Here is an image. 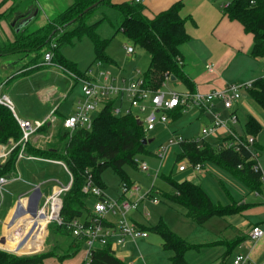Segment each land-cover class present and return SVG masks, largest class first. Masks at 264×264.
<instances>
[{
    "label": "trees",
    "instance_id": "1",
    "mask_svg": "<svg viewBox=\"0 0 264 264\" xmlns=\"http://www.w3.org/2000/svg\"><path fill=\"white\" fill-rule=\"evenodd\" d=\"M88 10L85 8L94 4ZM106 5L115 8L119 12L120 22L116 31H121L134 45L144 49L149 55L146 70L143 72L144 86L156 89L161 85L165 75L169 74L178 78L188 90L194 91V84L183 70L180 45L190 39L186 30V18L182 17L180 10L183 0H177L166 9L159 11L152 17L144 13V5L135 0H71L63 10L50 17L42 26L29 31L28 25H24L15 32L14 39L0 43V56L14 53L32 52L38 60L44 51L51 47L52 62L61 66L62 70L71 71L77 76L84 77L76 64L65 59L58 51L60 43H71L73 39H81L87 36L93 44L94 61L102 64H114L113 58L106 53L108 39L101 38L96 31L98 21L88 23L87 18L93 10ZM222 12L230 20L238 21L245 32L252 35V45L249 54L253 58L264 57V0H229L222 8ZM115 31V32H116ZM21 74H16L17 77ZM69 76V75H68ZM12 79V78H11ZM74 83L76 79L72 78ZM248 96L264 111V75L251 81L246 88ZM113 100H109L97 112L92 120L91 127L77 128L71 134L67 131L61 134L60 146L36 147L25 142L24 150L34 156L61 160L71 174L69 189L62 194V207L60 215L65 222L79 218L85 214L88 219V208L84 205V198L88 196L82 192L87 174L89 173L95 185L105 189L100 174L110 168L120 178V181L130 183L125 173L126 166H134L136 155L145 156L153 153L148 149V143L143 144L142 139L147 138L142 125L132 114L116 116L111 109ZM182 113L178 108L172 110L169 115L171 121L176 120ZM42 125L39 129L44 128ZM259 121L249 115L245 121V131L255 134L260 130ZM22 131L12 110L0 104V143H5L12 138L16 144L11 149L8 157L0 165V178L9 175L15 170L18 152L22 146ZM227 136L205 140L188 139L179 143V153L176 160L187 159L191 162H211L221 169L226 170L237 177L250 190L261 191L259 172L250 168V162H244L248 152L242 149L240 153L223 147ZM242 163V167L237 165ZM170 191L165 193L167 199L184 208L185 215L197 224H202L212 215H226L237 212L239 206L234 204H214L205 190L196 183L188 180L178 181L162 175ZM165 197V196H164ZM157 233L164 248L173 251L170 257L171 264H184V253L192 245L171 231L164 223L159 221L151 227ZM55 235H65L69 241L66 244V252L54 256L55 253L37 252L28 255H17L14 252L0 249V264H37L47 257H56L63 260L75 255L84 247L83 239L74 237L65 225L53 223L49 225ZM79 264H126L115 256L111 243L96 245L92 249L90 261L83 259Z\"/></svg>",
    "mask_w": 264,
    "mask_h": 264
},
{
    "label": "rangeland",
    "instance_id": "2",
    "mask_svg": "<svg viewBox=\"0 0 264 264\" xmlns=\"http://www.w3.org/2000/svg\"><path fill=\"white\" fill-rule=\"evenodd\" d=\"M208 1L214 2V5L219 7L229 0ZM8 4H10V6L6 10H4L5 6L0 8V43L9 41L10 38H12V33L14 31L16 32V29L20 28L21 26L20 21L19 23L17 22V26L16 23L14 26H11L15 21V11L22 10V12L24 11L26 14H28L30 19L28 30L31 31L38 28L39 26L44 25L49 20H47V16L52 17L59 11L63 10L67 6V0H8L7 5ZM35 10L37 11V13L35 12ZM95 21H98L96 27L97 33L100 35L101 38L108 39L106 53L109 54L112 58H114L118 65H104L103 67L109 69L111 72L118 75L125 74L132 67H135L140 71L144 72L148 65L149 55L144 49L131 43L121 31H116L120 22L119 12L113 7L100 5L96 7L90 14V16L87 18L88 23H93ZM187 27L191 29V26L189 24ZM194 42L196 43V41ZM126 45H131L133 47V54H129L126 52ZM58 51L61 56H63L65 59L74 62L81 72L85 71L88 66H90V68H92L93 70L96 69V61H94L93 44L87 36H83L79 40L73 39L71 43H60L58 46ZM23 53L29 54L28 56L31 57L35 55L32 52H22L18 54ZM247 60L248 61H241L235 59L234 61H232L224 70L223 78L229 81H236L237 78L247 77V75L251 76L253 74L252 79H255L256 77L261 75L262 69L264 67V57L256 59L252 58ZM197 65H199L198 62ZM7 71L8 58L2 56L0 57V78L4 77ZM47 74L49 80L53 81L59 86V92L66 93L68 91L71 85V79L69 77H66L67 75L59 76L54 72ZM164 80L165 84L163 88L166 90L180 92L185 91L187 89L186 86L178 78L173 80L166 78ZM245 90L246 89H241L240 98L234 102V104L237 103L236 123L232 124L228 121L230 116V110L218 106V111H216L219 112V118L227 123V127L241 135L247 134V132L245 131V121L248 115L257 116L261 123V127L260 130L255 134V138L256 140H258L262 136V142L264 144V111L248 96ZM5 91L6 90L4 88L2 92ZM79 91V84L76 83L72 87L71 92L67 94V97L65 99H62L61 102L59 100L55 101V104L59 102L58 111H60L62 114H67L69 111H71L72 108L70 106L72 99L79 93ZM245 102L248 105H246ZM20 105L21 106L15 104V110L16 113L21 117L23 116L22 107H25V109H28V111H30V107H27L28 104L23 105L22 103H20ZM42 105L44 107L43 111H47L51 107V104ZM199 112L200 111L195 108L186 110L182 112L180 117H178L176 120L169 122L168 125L159 123L155 126L153 130L148 131L146 136L148 139H151V142L148 143V149L150 150V152L154 153L160 145H167V140L169 139V137H171V132L173 129H176V132L181 134L184 138L189 139L193 137H203L201 135V128L210 124L212 115L208 111H202V114ZM43 113L44 112H39V114L35 116V113L32 112L30 117H38L41 120L44 116ZM141 115H143V113H141ZM55 121L54 123L52 122V124L48 128L44 127L43 130H38V135L36 137L33 136L34 140L31 139V141L27 142L31 145L40 148L47 146H60L62 141L57 135L59 125ZM219 129H217L213 134H217L218 136L224 135L225 132L223 134H220ZM213 134L204 136V139L211 140L212 137H214ZM178 153V146L170 145L165 153L163 160L161 161L153 154L140 156V159L145 161V163L147 164L148 171H141L135 164L134 166H126L125 173L130 181L136 182L143 189L149 188L151 184H154L156 187L159 188L160 195L165 196V198L167 199V195L165 194V192H161L160 190L161 188L162 190H166L165 188L166 186H168V184H163V181L159 178V176L161 174H165V176L170 179H176L174 177L178 176L176 172V164L178 161H180L176 160V155ZM263 161L264 151L261 157L259 156V162L261 163V166L263 167L264 171ZM15 169L21 179L19 181L12 182L11 186L16 189H18L19 186H27L26 183L28 182L40 181L41 179L48 177L49 175H55L63 181L68 180L67 174L63 170V168L60 165L53 163L21 159L17 162ZM156 170L158 171L156 172ZM170 172H172L174 176ZM155 174L157 176H155ZM100 179L105 185L104 191L106 195L111 198H116L119 193L120 183L122 182L120 181L119 176L115 174L110 168H107L100 174ZM197 182L205 190L210 200L214 204L225 205L231 200H241L244 195L248 197H255L249 194L250 190L237 177L233 176L231 173L227 172L224 169H221L220 167L211 162H205L202 165L199 175L197 176ZM39 186V184L33 186L30 191L32 192L33 190L38 189L40 192V189H43L44 184L41 185L42 187L40 189ZM168 191L169 190L167 189V192ZM1 194L2 205H11L15 194H10L4 191H2ZM42 197L44 198V196ZM43 198L40 197L38 199L39 204L42 203ZM94 201L95 197L91 195H88L83 200L85 207H87L90 211L93 207ZM139 208L144 213L148 214V227H151L161 221L171 231L177 234L180 238L184 239L187 243H192L189 241V239L191 240L199 235L208 234L209 232L217 233L223 230L225 226L223 217L218 215H212L202 224H197L185 215V211L182 206L175 203L167 202V200L162 197L160 198V201L155 204L145 200L140 203ZM26 215L30 216L28 213ZM85 217V214H82L79 219L83 221L85 220ZM51 224L53 223L48 224L46 229L45 224L42 226V236H37L29 240L28 244H33L35 241H37L38 237H41L42 242L36 249V251L30 253L16 254L28 255L37 252L39 253L47 251L55 253L54 256L64 254L66 252V244L68 243L69 239L65 235H55L51 230H49V225ZM4 234L0 238V248L3 247L2 243L4 241ZM145 241L149 242V244H145L144 247L140 248V251L143 254L153 248L151 247L152 244L153 246L155 245V247L160 248V250L164 252L170 251V249L163 247L160 236L151 229H149V235ZM28 244H26L25 246H27ZM84 251L85 248H82L79 252H77V256L82 255ZM61 264H65V262L63 261L61 262Z\"/></svg>",
    "mask_w": 264,
    "mask_h": 264
},
{
    "label": "crops",
    "instance_id": "3",
    "mask_svg": "<svg viewBox=\"0 0 264 264\" xmlns=\"http://www.w3.org/2000/svg\"><path fill=\"white\" fill-rule=\"evenodd\" d=\"M114 1L119 2L122 0ZM175 1L177 0H142L141 3L145 7V15H147L148 17H152L159 11L166 9ZM70 2L71 0H67V5L70 4ZM7 3L8 0H0V8L5 6L4 10H6L12 2L8 5ZM226 3L217 7L214 5V2L208 0H183V6L180 10L181 16L186 18L185 26L190 35V39L180 45L183 70L189 77V79L193 82L195 90H198L200 92H207L214 89L223 88L228 83L251 82L252 80H254L252 79L253 74L251 76L247 75V77H239L236 79V81H229L223 78L224 70L232 61H234L235 59L248 61L247 59L253 58L249 54L252 45V35L245 32L242 25L238 21L230 20L226 15L223 14L222 8ZM35 12L37 13L36 10ZM14 17L15 21L11 26H14L15 23L17 26V22L19 23V21L21 23L20 28L30 23L28 14H26L24 11L22 12V10L15 11ZM49 18L50 17L47 16V20ZM188 24L191 26V29L187 27ZM18 30L19 28L16 29V31ZM12 34V38H10L9 41L14 39L15 31ZM194 41H196V43ZM28 55L29 54L26 53L3 55L8 58V71L6 72V75L4 77L0 78L1 92L5 88L6 91L2 93L5 94L10 100L12 106L11 110L16 120L17 118H20L28 120L32 123L35 120H40L38 117L31 118L30 116L32 112L35 113V116H37L39 112H44V116L41 119L43 120L50 114L51 110H54L53 115L55 116V120H57L54 121L59 125L57 135L59 136V139H61V134L62 132H64V129L61 126V120L64 116L73 112L75 102L80 97V91L72 99L70 106L72 109L67 114H62L60 111H58L59 102L55 104V101L59 100L61 102L62 99H65L67 97V94L71 92L72 87L78 82L74 83L72 78H70L68 74L58 66L44 64L42 56L37 60L34 56L31 57ZM113 60L115 63L111 65L118 66L114 58ZM197 62L199 63V65H197ZM208 64H212V70L207 69L206 65ZM102 65L108 66L106 64ZM133 69H135V67L130 68L126 73H130ZM53 72L59 76L67 75L66 77H69L71 79V85L66 93L59 92V86L53 81L49 80L47 73ZM16 74L21 75L13 77ZM263 75L264 67L262 69L261 75L259 76ZM20 103H22L23 105L28 104L27 107H30V111H28V109H25V107H22L23 116L21 117L16 113L15 110V104L21 106ZM216 103L218 104H215L213 111H218V106L222 107L219 102ZM42 104H51V107L47 111H43L44 107ZM236 104H234L232 108L235 113L237 109ZM245 104L248 105L246 102ZM199 111V113H203L202 110ZM251 116L255 117L259 121L257 116ZM51 124L52 123L49 122V120H46L44 127L48 128ZM38 130H43V128H38L31 135L28 141H31V139L34 140L33 136L36 137L38 135ZM173 130L177 131L176 129ZM219 130L220 134H223L224 132L226 133L225 130ZM225 133L224 135L219 137H225ZM214 138L215 137H212L211 140H213ZM262 141L263 137L261 136L258 140H256L255 144V146L259 149L260 157L264 151V144ZM15 144L16 142L12 138H9L5 143H0V165L4 163V161L8 157L9 152L15 146ZM23 153L24 156L22 157H18L17 155L15 166L19 160L27 159L30 161L57 164L60 165L66 172L63 165L58 162L61 160L34 156L32 154L26 153L25 150L23 151ZM261 169L264 174L262 166ZM170 173L172 174V172ZM187 173L188 172H177V177L174 176V174L172 175L176 179H178V181H181L187 180L184 179L185 176H187ZM162 175L165 174H161L159 176L161 180ZM198 175L199 173L191 177L188 181L199 184L197 182ZM8 176L10 177V180L6 184L2 185L3 190L1 191L10 194L14 193L15 197L11 205L3 206L2 194H0V238L4 234V230L7 224L6 221L8 222L10 212L13 211L16 205L18 195L24 192H29L31 188L37 184L40 185V189L42 187L41 185L44 184L43 189H40V192L42 194H40V196H47L51 192L52 187L55 184L53 178H57L62 182L69 181L68 174L67 181H63L55 175H49L48 177H45L40 181L28 182L26 183L27 186H19V188L16 189L11 186L12 182L21 180L16 169L9 175H5L0 179L6 180ZM165 183L166 182L163 181V184ZM154 187L156 189V196L158 197L159 201L162 197L167 200V202L173 203L172 201L166 199L164 196L160 195L158 187H156L155 185ZM165 189L166 190H162L161 188L160 191L167 193V189L170 191L169 185L166 186ZM249 194L255 197H248L244 195L241 200H231L229 201V203H226L239 206V209L237 212L222 215L225 222L223 230L217 233L209 232L208 234L199 235L191 240L189 239V241L192 242L189 244H191L192 246L188 248L184 253V264H233L232 258L237 253H248L249 257L255 263H261L264 261V235L256 239L255 241H250L247 236V231L249 230L251 225H259L260 227L264 228V202L261 194L257 193L256 190H250ZM129 216L142 228L146 227L148 224V215L146 216L139 207L136 210L131 211ZM147 232L149 235L148 230ZM148 235L146 237H139L134 242L127 241L124 246L112 245L111 248L114 251L115 256L119 257L126 264H171L170 257L173 255L172 250L164 252L160 250V248L155 247V245L153 246L152 244L151 247L153 248L150 251H147L144 254L141 253L140 248L144 247L145 244H149V242L145 241ZM0 249H8V251L10 250L9 247L4 245ZM84 258L85 251L80 256H77L76 253V255L63 259L61 261L56 257H47L43 259L41 263L37 264H61V262L63 261L65 262V264H79Z\"/></svg>",
    "mask_w": 264,
    "mask_h": 264
},
{
    "label": "built area",
    "instance_id": "4",
    "mask_svg": "<svg viewBox=\"0 0 264 264\" xmlns=\"http://www.w3.org/2000/svg\"><path fill=\"white\" fill-rule=\"evenodd\" d=\"M142 0H135L141 2ZM55 43L51 42L50 48L44 51L42 58L43 63L47 65H55L59 68L61 66L52 62L51 47ZM127 53L132 54L134 49L131 45H126ZM207 69L212 70V64L206 65ZM70 78H75L80 87V97L76 100L74 110L71 114L64 116L61 120V126L64 131L71 134L77 128L89 129L92 120L97 112L109 100H113L111 109L112 114L119 116L125 114H132L136 120L140 121L143 130L147 134L148 131L153 130L157 124L168 125L171 122L169 113L178 108L180 112L195 108L211 113V121L208 126L201 128V135L199 138H189L199 140L204 139V136L213 134L217 129L221 128L226 131L228 139L224 142L223 147L229 148L234 152L240 153L242 149L248 152V156L244 162H250V168L254 172H259L261 181V194L264 202V174L259 163V149L255 146L256 138L254 135H241L234 130L227 127V123L219 118V112L213 111L216 102H219L225 109L230 110L229 122L236 123L237 116L232 110L234 102L241 96V89H246L251 82L247 83H228L223 88L214 89L207 92H200L198 90H188L174 92L163 88L165 80L156 89H151L144 86L143 72L135 68L130 73L122 75L114 74L109 69L103 67L102 63L96 61V69L93 70L90 66L87 67L84 77L77 76L71 71L65 70ZM169 74L165 75L164 79H170ZM0 104L12 108L8 97L1 92L0 88ZM51 110L50 114L43 120H35L32 123L28 120L17 118V122L22 131L21 142L22 145L29 140L31 135L40 128L46 120L53 122L55 116ZM143 113V115H141ZM214 139L222 138L217 134H213ZM188 140L181 134L172 130L171 137L167 140V145H160L153 155L163 160L165 153L170 145H179V143ZM23 146L18 153V157L24 156ZM140 155L134 157V161L141 171H148L147 164L143 160H139ZM60 162L66 170L69 181L62 182L57 178H53L54 185L50 194L41 197L43 201L37 203L35 217L30 216L34 222H38L41 217H45V229L50 223L65 225L69 232L78 239H83L85 247V260L90 261L92 249L96 245H106L108 242L116 246H124L127 241H135L139 237H146L147 230L138 225L129 216L131 211L136 210L140 203L149 201L151 203H158L156 196V189L154 184L149 188H141L136 182L126 183L122 181L119 187V195L116 198H111L106 195L103 188L94 184L91 175L88 173L84 184L82 185V192L95 197L93 207L88 212V219L81 221L79 218L72 219L65 222L60 215L62 207V194L66 192L71 184V174L67 170L65 164ZM203 163L191 162L187 159H182L176 164L177 172H188L184 179L189 180L191 177L200 172ZM242 167V163L237 165ZM158 170H156L157 172ZM155 176H157L155 174ZM10 180L8 176L5 181L0 179V194L3 190L2 185ZM29 192L21 193L17 196L16 204H19L22 210L27 206V198ZM39 197V198H40ZM23 201V203L21 202ZM147 216L148 214L145 213ZM46 231V230H45ZM264 235V228L259 225H251L247 231V236L250 241ZM233 264H264L255 263L248 253H237L232 258Z\"/></svg>",
    "mask_w": 264,
    "mask_h": 264
},
{
    "label": "bare ground",
    "instance_id": "5",
    "mask_svg": "<svg viewBox=\"0 0 264 264\" xmlns=\"http://www.w3.org/2000/svg\"><path fill=\"white\" fill-rule=\"evenodd\" d=\"M2 181H5V179H2ZM21 202L23 203V201ZM11 214L12 211L10 212V215ZM26 214H23L20 218H18V220H16L12 226L8 227L6 225L5 227V234L3 237L4 241L2 245L9 247L10 250H16L20 243L26 245L30 239L43 235L42 226L45 224V217L40 218V220L35 225L37 230L33 231L32 228H34V221ZM10 215L8 219L10 218Z\"/></svg>",
    "mask_w": 264,
    "mask_h": 264
},
{
    "label": "water",
    "instance_id": "6",
    "mask_svg": "<svg viewBox=\"0 0 264 264\" xmlns=\"http://www.w3.org/2000/svg\"><path fill=\"white\" fill-rule=\"evenodd\" d=\"M94 5H95V3L88 6L87 8H85L84 11L88 10L89 8L93 7ZM170 79L173 80L174 77L170 76ZM137 123L140 124V121L137 120ZM149 142H151L150 138L149 139L148 138L142 139L143 144H146ZM39 197H40V192L38 189H35L29 194V196L27 198L28 200H27V206H26L25 210H22L20 205L16 204L6 225L8 227H10L11 225H13L16 222V220H18V218H20L23 214H26V213H28L32 217H35ZM36 223L37 222H34V228H32L33 231L37 230L35 227ZM41 242H42L41 237H38L37 241H35L33 244H28L27 246H25V244L20 243L16 250H10V251H12L14 253H30V252L36 251V249L39 247Z\"/></svg>",
    "mask_w": 264,
    "mask_h": 264
}]
</instances>
